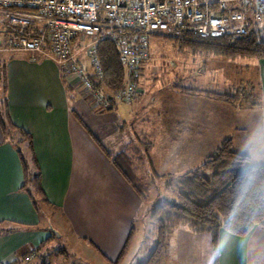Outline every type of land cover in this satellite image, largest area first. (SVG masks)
Returning a JSON list of instances; mask_svg holds the SVG:
<instances>
[{"label": "crops", "instance_id": "obj_1", "mask_svg": "<svg viewBox=\"0 0 264 264\" xmlns=\"http://www.w3.org/2000/svg\"><path fill=\"white\" fill-rule=\"evenodd\" d=\"M77 50L76 42L74 51ZM4 54L6 57H3ZM10 55L13 56L9 58ZM0 59L6 62L10 118L15 126L32 135L36 157L42 172L43 190L55 209L54 215L57 219H53V225L57 224L60 229L64 225L72 237L67 244L71 241L75 247L72 248L75 255L68 256L63 253L64 250L55 252L56 241L51 240V227L49 228L45 220L40 219L29 198L19 192L24 182L22 165L12 146L4 142L0 128V223L12 222L21 226L40 228L36 231L19 230L1 237L0 264L31 262L39 264L40 260L34 259L31 253L42 246L45 249L39 256L46 264H75V259L81 264H97L92 259L91 262H87L86 254L88 255L89 250L98 258L99 263H115L124 249L132 228L138 232L136 223L139 220L138 214L142 208V201L73 114L74 100L78 106L80 103H87L88 98L77 93L73 90L74 88L66 87V82L72 84L71 79L64 77L51 59L29 53L10 52H1ZM79 59L89 70L87 65L89 61L86 62L87 59L82 53L79 54ZM248 60L250 63H243V67L237 66L236 70L243 71L247 68L254 73L252 74L254 79L249 78L248 83L250 87L251 84L254 85L253 87L257 90L261 122L257 144L260 148L258 162L255 165H263L264 60ZM224 76L223 87L218 84V89L221 91L234 89V87L226 88L232 77L226 73ZM176 93L190 98V100L179 99L178 101L182 104L194 105L192 101L194 98H204L206 101L197 100L195 103L198 106L200 102L204 104L206 110H211L212 115L215 107H235L239 103H223L203 96L192 97ZM141 96L134 104L141 102L144 93ZM198 106L191 107L187 111H183L182 108L177 111L179 120L177 128H190L188 134L191 139L206 140V145L211 144L213 139L215 143L219 142L222 134L214 129L213 117H209V111L207 117L202 116L205 113L203 111L199 115ZM90 109L95 108L90 106ZM227 110L229 112L230 109ZM131 113L133 111L130 115ZM83 124L85 125L84 121ZM85 127L104 146L98 136L86 125ZM229 129L223 130L228 132ZM237 131L243 132L244 129ZM228 139L232 141L235 148L238 141L234 138H226L224 141ZM123 142L125 141L113 146L112 150L105 146L104 148L113 153ZM236 152L250 157L249 154ZM177 240L181 243L183 240L193 242L195 246H198L199 242L201 244L206 241L214 255L211 234L198 238L187 232ZM218 248V264H251L250 255L264 253V231L255 228L250 235L241 238L220 230ZM132 252L133 247L128 258ZM135 255L134 253L133 258ZM30 257L32 259L28 260Z\"/></svg>", "mask_w": 264, "mask_h": 264}, {"label": "trees", "instance_id": "obj_2", "mask_svg": "<svg viewBox=\"0 0 264 264\" xmlns=\"http://www.w3.org/2000/svg\"><path fill=\"white\" fill-rule=\"evenodd\" d=\"M233 9L244 11L239 5ZM248 19L250 26L244 36L201 38L190 31H179L160 37L165 38L179 49L187 47L194 52L213 54L226 60H264V16L258 22L253 21L250 16ZM98 53L104 71V82L98 84L97 88L113 93L127 81L126 69L119 61L115 48L109 41L100 42ZM5 69L6 62L0 59V128L4 142L12 146L22 165L24 182L19 192L29 198L40 219L45 220L49 228L51 227V230L56 232L52 216L55 209L43 190L42 172L36 157L33 137L30 133L15 126L10 118ZM65 84L68 89H73L69 82ZM253 86L251 84L250 88L255 89ZM177 90L186 96H203L223 103L235 104L240 100L239 94H219L191 87H177ZM73 114L102 153L139 196L142 201L141 210H143L150 203L151 185L145 183L139 173L147 165L145 163L152 148L151 142H147L145 136L144 140H139L140 145H134V136L130 138V141L123 142L117 151L110 153L85 127L81 116L75 111ZM148 166L150 167V163ZM153 176L154 179L160 178L156 173H153ZM168 177L171 178L170 181L173 180V177ZM166 186L168 192H173V196L147 209L145 216L148 218L147 226L151 229L146 233L145 240L149 239L150 233V236L154 237V247L147 259L139 260L137 264H161L169 251L173 249L175 238L181 237L186 232L198 238L211 234L215 264H218L220 230L241 238L250 235L255 228L264 231V164L252 165L250 157L233 150V143L230 139L223 141L215 153L205 158L201 165L181 175L176 190L172 183ZM38 229L40 228L2 222L0 223V238L19 230L36 231ZM136 232L135 228H132L118 260L111 264L125 262L136 239ZM60 239L52 233L51 240L59 242ZM44 249L45 247L42 246L31 253L34 259L40 260L39 264H46L39 256ZM253 256L255 258L264 257V253H254ZM251 257L252 255H250L252 264ZM21 261L23 262V259Z\"/></svg>", "mask_w": 264, "mask_h": 264}, {"label": "rangeland", "instance_id": "obj_3", "mask_svg": "<svg viewBox=\"0 0 264 264\" xmlns=\"http://www.w3.org/2000/svg\"><path fill=\"white\" fill-rule=\"evenodd\" d=\"M79 37L85 39L83 45L91 41V38L86 35ZM149 43V59L142 64L141 75L138 80L140 87L138 99L144 93V98L139 104L133 102V105H129L114 100L108 102L107 108L100 106L91 110L90 106L94 107L92 99H88L87 103H80L78 106H76L75 100V103H72L75 112L81 116L85 125L98 136L107 149L112 150L113 146L119 142H128L134 136V145H140L139 140H144L145 136L147 142L152 144L149 156L146 158L145 164L147 165L139 173L145 183L151 185L150 203L138 214L139 220L136 223L138 232H136L133 252L129 258L127 257L125 264H137L139 260L147 259L152 251L154 237L150 236L149 233V239L145 240L146 233L150 232L151 229L147 226L148 218L145 214L151 205L160 204L162 200L170 199L173 196L172 191H167L166 185L168 183H172L176 190L179 177L201 165L205 158L215 153L226 138H234L235 141H238L233 150L249 154L252 165L258 162L260 148L257 145L261 123L260 101L257 98V90L250 88L248 83L249 78L254 79L252 77L254 73L247 68H244L243 71L236 70L237 66H242L243 63L248 64L250 60L225 61L222 57L194 52L187 47L179 49L160 36H150ZM5 55L3 57H6ZM11 56L13 55H10L9 58ZM85 58L87 59V57ZM87 65H89L88 62ZM214 68L218 69L213 71ZM225 73L232 77L226 88L234 87V89L221 91L218 89V84L223 87ZM177 87H191L200 91L220 93L236 92L240 95V100L235 107H215L212 115L211 110H206L204 104L200 102L198 106L195 103L197 100L206 101L204 98H194L192 100L194 105L180 103L179 99L190 100V98L177 94L176 92H179ZM75 91L81 94L80 89ZM196 106L200 110L199 115L203 111L205 113L202 116L207 117L209 111V117H213L214 129L222 134L219 142L215 143L213 139L211 144L206 145V140L191 139L188 134L190 128H177L179 123L177 111H180L181 108L183 111H187ZM227 109H230L229 112ZM132 111L133 113L130 115ZM225 128L230 129L227 132L223 130ZM238 129H244V131L239 132ZM148 163H150V167ZM153 173L159 175L160 178L154 179ZM168 176L173 177V180L170 181L171 178ZM52 216L53 219L56 218L54 214ZM144 224L146 225L145 228ZM53 226H56V232L60 238L62 236V239L59 238L60 243L57 241L55 243V252L64 250L66 253H63L68 256L75 255L72 251V248H75L73 242L70 241V244H67L68 240H72L68 229L64 225L60 229L55 223ZM177 239H181V237L175 238V245L167 254L163 264H214L212 249L206 241L201 242V244L199 242L198 246H195L196 244L193 242L183 240L181 243ZM134 253L136 255L133 258ZM86 256L87 262H91L92 259L97 264H101L90 250ZM251 258L252 264H264V257L255 258L252 254ZM74 262L81 264V262L77 263L76 259Z\"/></svg>", "mask_w": 264, "mask_h": 264}, {"label": "built area", "instance_id": "obj_4", "mask_svg": "<svg viewBox=\"0 0 264 264\" xmlns=\"http://www.w3.org/2000/svg\"><path fill=\"white\" fill-rule=\"evenodd\" d=\"M238 5L244 11L233 9ZM248 16L261 21L264 0H0V53L53 60L60 73L71 79L74 90L92 99L93 108H107V94L125 104L138 99L150 36L179 31L201 38L244 36L250 26ZM80 35L91 41L83 45ZM101 41L114 46L127 72V81L113 93L97 88L104 82L98 53ZM80 53L87 57L89 70Z\"/></svg>", "mask_w": 264, "mask_h": 264}, {"label": "water", "instance_id": "obj_5", "mask_svg": "<svg viewBox=\"0 0 264 264\" xmlns=\"http://www.w3.org/2000/svg\"><path fill=\"white\" fill-rule=\"evenodd\" d=\"M106 97H107V100H108L109 102H111V101L113 100V97H112L110 94H107ZM51 232L54 233V234H56V237H57V238H60V235H59L57 232H55V231H53V230H51Z\"/></svg>", "mask_w": 264, "mask_h": 264}]
</instances>
